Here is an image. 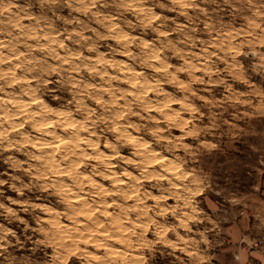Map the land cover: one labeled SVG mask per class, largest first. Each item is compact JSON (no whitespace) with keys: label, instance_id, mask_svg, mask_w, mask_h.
<instances>
[{"label":"rangeland","instance_id":"obj_1","mask_svg":"<svg viewBox=\"0 0 264 264\" xmlns=\"http://www.w3.org/2000/svg\"><path fill=\"white\" fill-rule=\"evenodd\" d=\"M261 9L0 0V264H264Z\"/></svg>","mask_w":264,"mask_h":264},{"label":"bare ground","instance_id":"obj_2","mask_svg":"<svg viewBox=\"0 0 264 264\" xmlns=\"http://www.w3.org/2000/svg\"><path fill=\"white\" fill-rule=\"evenodd\" d=\"M30 23V22H29ZM114 24V23H113ZM120 27V26H119ZM120 30V29H119ZM117 33H119V32H117ZM123 34V33H122ZM114 35V34H113ZM120 36H121V34H120ZM45 39H47V38H45ZM5 44V43H4ZM148 55V54H147ZM159 55V54H158ZM157 55V56H158ZM15 56V55H14ZM89 56V55H88ZM15 61V60H14ZM124 61V60H123ZM73 65V64H72ZM153 65V64H152ZM91 70V69H90ZM108 72V71H107ZM6 75V74H5ZM128 77V76H127ZM130 77V76H129ZM133 78V77H132ZM131 78V79H132ZM134 82V81H133ZM144 85V84H143ZM146 87V86H145ZM138 88V87H137ZM146 90V89H145ZM146 93V92H145ZM42 98V97H41ZM157 100V99H156ZM15 105V104H14ZM151 105V104H150ZM41 106V105H40ZM13 111V110H12ZM66 112V111H65ZM40 116V115H39ZM42 117V116H41ZM41 117H39V118H41ZM59 118V117H58ZM48 119V118H47ZM39 120V119H38ZM64 120V119H63ZM15 121V120H14ZM31 121V120H30ZM37 121V120H36ZM43 121H44V119H43ZM46 121V120H45ZM68 121V120H67ZM66 121V122H67ZM38 122V121H37ZM41 122V121H40ZM48 122V121H47ZM51 122H52V120H51ZM42 123V122H41ZM40 123V124H41ZM49 123V122H48ZM9 124V123H8ZM87 124V123H86ZM48 125H50V124H48ZM73 125V124H72ZM51 128V127H50ZM128 129V128H127ZM66 131V130H65ZM119 131V130H118ZM48 132V131H47ZM42 133V132H41ZM132 133V132H131ZM53 134H55V133H53ZM50 135H52V134H50ZM122 135V134H121ZM131 135V134H130ZM123 136V135H122ZM56 137H58V135L56 136ZM60 137V136H59ZM65 137V136H64ZM67 137V136H66ZM62 138V137H61ZM140 139V138H139ZM139 139H136V141L138 140L139 141ZM25 140V139H24ZM50 140H52V139H50ZM140 141H141V139H140ZM143 141V140H142ZM40 142V141H39ZM60 143V142H59ZM42 144V143H41ZM141 144H142V142H141ZM49 145V144H48ZM47 145V146H48ZM68 145V144H67ZM137 145H139L138 143H137ZM64 146V145H63ZM66 146V145H65ZM144 146V145H143ZM142 146V147H143ZM141 148V147H140ZM151 148V147H150ZM95 149V148H94ZM137 149V148H136ZM141 149H143V148H141ZM146 149V148H145ZM140 150V149H139ZM138 150V151H139ZM41 151V150H40ZM144 153H145V151H144ZM148 153V152H147ZM151 153H153V152H151ZM150 154V153H149ZM152 155V154H151ZM146 156H148V158H150L151 156L150 155H147L146 154ZM150 156V157H149ZM42 157V156H41ZM133 157V156H132ZM155 157H159V156H156L155 155ZM154 156H152V158H155ZM39 159V158H38ZM68 159V158H67ZM157 159V158H156ZM41 161V160H40ZM43 161V160H42ZM160 162L162 163V165H164L165 167L166 166H168L167 164H169L168 162H170V160H169V157L167 156V155H164V154H162V155H160ZM56 165V164H55ZM38 167V166H37ZM73 180V179H72ZM120 180V179H119ZM122 180V179H121ZM120 180V181H121ZM124 180V179H123ZM119 181V182H120ZM64 183V182H63ZM121 183H124V182H122L121 181ZM97 186V185H96ZM94 187V186H93ZM75 188V187H74ZM130 191V190H129ZM85 200H87V199H85ZM84 203V202H83ZM86 203V202H85ZM88 203V202H87ZM87 203L85 204V206L87 205ZM73 205V204H72ZM84 205V204H83ZM85 206H83V210H84V208H86ZM81 207V206H80ZM71 208V207H70ZM89 209H91V208H89ZM89 209H87V210H89ZM91 211V210H90ZM77 213V212H76ZM112 216V215H111ZM79 219V218H78ZM56 220V219H55ZM71 225V224H70ZM82 225V224H81ZM83 226V225H82ZM84 229L86 228V227H83ZM75 229V228H74ZM80 229V228H79ZM98 230V229H97ZM111 247V246H110ZM122 248V247H121ZM109 249V248H108ZM112 250V249H111ZM119 250H121V249H119ZM117 251V250H116ZM115 251V252H116ZM113 252V251H112ZM117 252H119V251H117ZM119 253H121V252H119ZM123 253V252H122ZM97 260H99V259H97ZM105 261V260H104ZM97 262H99V261H97Z\"/></svg>","mask_w":264,"mask_h":264},{"label":"snow or ice","instance_id":"obj_3","mask_svg":"<svg viewBox=\"0 0 264 264\" xmlns=\"http://www.w3.org/2000/svg\"><path fill=\"white\" fill-rule=\"evenodd\" d=\"M92 7H95V5H91ZM128 7H131V5H127ZM186 6H192V5H186ZM260 14L262 15V16H264V9H261L260 10ZM165 35H166V33H165ZM122 39L124 40V41H127L128 40V37L127 36H124V37H122ZM144 47L145 48H147L148 47V44L146 43L145 45H144ZM155 59H159V56H156V57H154ZM133 87H135V85H133ZM151 89H149V91H150ZM31 103H33V104H37V103H39L38 101H36L35 99H33L32 101H31ZM97 103H100V101H97ZM53 110L52 109H50V108H48V109H46V112H52ZM42 127H50V125H48V124H44V125H42ZM112 131L113 132H117V129L116 128H113L112 129ZM128 142L129 143H135V140L134 139H129L128 140ZM69 143V141H67V140H64V139H61L60 140V144H65V145H67ZM112 145H109V147H111ZM48 147H54V148H59V145H53V144H49L48 145ZM145 147H147V145H145ZM157 163H159V161H157ZM0 183H3V181H0ZM9 211H11V209H9ZM0 247H3V245H0Z\"/></svg>","mask_w":264,"mask_h":264}]
</instances>
